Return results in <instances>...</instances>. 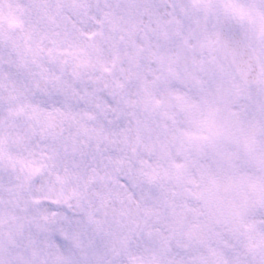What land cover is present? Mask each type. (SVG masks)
<instances>
[{
  "label": "snow or ice",
  "instance_id": "obj_1",
  "mask_svg": "<svg viewBox=\"0 0 264 264\" xmlns=\"http://www.w3.org/2000/svg\"><path fill=\"white\" fill-rule=\"evenodd\" d=\"M0 264H264V0H0Z\"/></svg>",
  "mask_w": 264,
  "mask_h": 264
}]
</instances>
